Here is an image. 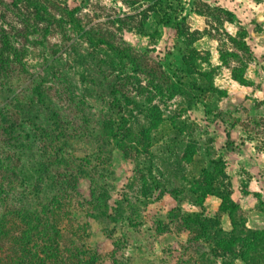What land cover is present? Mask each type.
I'll list each match as a JSON object with an SVG mask.
<instances>
[{
	"label": "rangeland",
	"instance_id": "1",
	"mask_svg": "<svg viewBox=\"0 0 264 264\" xmlns=\"http://www.w3.org/2000/svg\"><path fill=\"white\" fill-rule=\"evenodd\" d=\"M73 1L80 5L77 17L86 29L92 28L130 48L145 71L124 84L113 78L105 63L99 65V60L105 59L100 48L92 56L91 45L73 31L68 33L70 39L53 31L43 41L39 33L29 35L28 26L29 32L24 35L21 20L26 12L18 14L0 2V26L21 54L20 63L11 62L0 79V158L13 165V170L28 167L39 152L34 141L31 150L18 145L26 144L22 139L17 141L18 136L32 134L36 125L51 129L55 123L50 110L54 109L60 112L63 124L64 137L60 141L66 144L62 147L71 163L84 171L73 204L89 200L94 185L109 196L107 216L92 218L81 209L80 213L69 211L62 216L57 227L67 233L66 242L87 243L90 254L95 253L96 264H221L208 243L194 241L192 233L179 230L183 223L177 210L203 213L218 219L225 231L230 229L217 198L209 197L199 207L185 191L187 181L198 177L222 151L225 134L213 126L214 121L230 131L231 139L243 143L233 153L236 165L229 163L231 192L236 201L241 200L234 219L253 230L264 228V0H165L163 4L171 16L186 17V29L196 38L193 46L202 58L200 68L210 70L213 86L218 89L210 94L193 91L187 81L194 87L205 85L195 73L181 86L184 94L171 99L165 93L155 96L151 83L157 79L149 75L155 71L158 76L164 71L171 81H177L167 66L175 69L177 52L174 49L167 55L168 33L161 18L148 9L154 0ZM232 68L244 69L246 84L232 78ZM136 78L145 90L141 91ZM115 81L123 83L122 91L140 103V107L128 108L130 112L123 110L133 128L146 125L140 109L146 106L147 96H155L152 103L162 114L161 124L151 132L148 152L130 159L111 146L109 153L98 150L101 122L118 113L110 94ZM39 90L42 102L36 94ZM118 97L124 102L120 94ZM10 125L16 130L11 131ZM187 157H191L188 162ZM28 190L17 184L12 195L17 199L23 193L30 198ZM173 192L179 194L174 196ZM5 196L4 188L0 201ZM117 201L121 202L120 208ZM108 215L116 217L117 222ZM124 217L132 222L128 224ZM173 217L175 220L169 224ZM158 220L162 225L169 224L170 230L158 234ZM10 246L6 238L0 242V257L5 259L11 253ZM226 262L244 264L240 259L228 258Z\"/></svg>",
	"mask_w": 264,
	"mask_h": 264
},
{
	"label": "trees",
	"instance_id": "2",
	"mask_svg": "<svg viewBox=\"0 0 264 264\" xmlns=\"http://www.w3.org/2000/svg\"><path fill=\"white\" fill-rule=\"evenodd\" d=\"M0 2L6 8L17 10L18 14L21 10L27 13L23 14L21 20L24 25V35H27L28 26L31 27V32L28 34L39 33L43 41L53 31L60 34L62 38L70 39L68 33L73 31L78 38H83L91 45L92 56H95L94 50L100 48L104 51L105 59H100L99 65L101 62L105 63L113 78L124 81V84L128 83L135 74L145 71L130 48L110 41L92 28L86 29L77 17L80 5L73 0H0ZM164 2L165 0H154L148 9L161 18L162 25L168 33L167 55L174 49L177 52L175 69L167 64L177 81H171L170 77L165 76L164 71H161L158 76L155 71L150 72L149 75H153L152 79H157V82L151 83L155 96L156 93L160 96L165 93L171 99L175 95H183L181 86L185 85L184 82L195 73L203 79L205 85L194 87L190 81H187L189 88L201 94L218 92V89L213 86L210 70L203 71L200 68L202 63L199 60L202 58L193 46L196 38L186 29V17L171 16ZM225 12L231 15L228 11ZM204 60L203 62L208 65L209 61ZM20 61V51L12 45L10 35L0 26V79L5 75L11 62L20 63ZM164 61H167L166 57ZM231 75L240 84H246L243 68H232ZM136 83L141 91L145 90L140 86L137 78ZM122 85L123 83L118 84V81H115L111 86L112 104L118 113L104 118L101 122L99 135L102 139L98 150L109 153L111 149L108 146H111L120 151L124 158L130 159L137 153L148 152L151 132L156 131L161 124L162 114L158 105L152 103L155 96H147L144 104L146 106L140 109L146 125L138 124L137 128H133L132 122L130 123L127 115L123 114V110L130 112L131 108L138 107L140 103L126 95L120 88ZM34 90L36 91L37 88ZM36 94L39 97L38 101L42 102L41 91L39 90ZM118 94L123 97L124 102L119 99ZM13 100L17 101L18 98L15 97ZM59 113L54 109L50 110V117L55 123L53 129L36 125L32 129V134H24L21 138L17 134V141L20 139L26 141V144L18 143V145L31 150L36 144L39 152L38 157L36 156L28 167L25 168L22 165L18 171L13 170L15 168L13 165L5 164L0 158V192L4 188L6 191L4 200L0 201V242L6 238L11 243L10 248L13 246L11 253L5 259L0 257V261L6 264H96L95 253L90 254L87 243L83 242L79 245L76 240L66 242L67 233L63 234V230L57 227L62 221V216L68 215L69 211L80 213L83 210L86 216L92 218L105 216L106 202L109 199L106 192L98 191L97 186L94 185L90 190L89 200L81 205L73 204L72 198L79 196V181L84 176V171L71 163L69 154L62 147L66 143L60 141L64 137V130ZM5 120L8 121L6 118ZM211 122L215 128L225 134L226 140L222 151L218 157L210 160L202 168L198 177L187 181L185 191L193 197L190 201L199 207L207 198H217L220 202L219 210L230 221V229L225 231L219 220L214 217H206L203 213L196 212L184 213L178 209V216L182 214L180 218L183 223L179 230L192 233L194 241L202 239L208 243L211 252L221 258V264H227L228 258L240 259L244 264H264V228L253 230L247 228L242 220L236 222L234 219L239 205L231 198L229 163H235L233 153L239 151L243 143L231 139L230 131L220 127L219 123ZM9 128L11 131L16 130V127L11 125ZM59 142H62V145L59 146ZM190 158L187 157L186 161L188 162ZM20 174L21 179H17ZM10 175L14 180L11 181ZM3 181L6 182L5 185ZM17 184L29 189L28 194L31 197L26 198L22 193L15 199L12 191ZM178 194L173 192L174 196ZM116 206L120 208L121 202L117 201ZM171 211L168 213L169 217ZM108 218L117 222L116 217L108 215ZM124 219L128 224L132 222L129 217ZM169 220L170 224L175 217ZM157 224L158 229L161 228V230L156 229L158 234L170 230L167 223L162 225L158 220ZM126 263L114 261L112 264Z\"/></svg>",
	"mask_w": 264,
	"mask_h": 264
},
{
	"label": "crops",
	"instance_id": "3",
	"mask_svg": "<svg viewBox=\"0 0 264 264\" xmlns=\"http://www.w3.org/2000/svg\"><path fill=\"white\" fill-rule=\"evenodd\" d=\"M236 163H237V162H236V159H235V165H236ZM231 170H232V169H231ZM233 171H234V170H233ZM231 198H232V200H234L235 202H237L239 206H241V205H240L241 200H240V202H239V201H236V200L234 199V192H233V191L231 192ZM190 212H193V211H190ZM237 261H238V260H237Z\"/></svg>",
	"mask_w": 264,
	"mask_h": 264
}]
</instances>
